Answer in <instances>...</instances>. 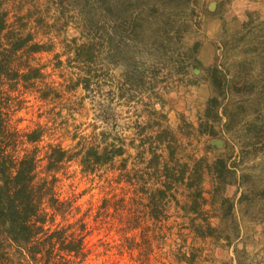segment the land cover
Returning a JSON list of instances; mask_svg holds the SVG:
<instances>
[{
	"label": "rangeland",
	"instance_id": "1",
	"mask_svg": "<svg viewBox=\"0 0 264 264\" xmlns=\"http://www.w3.org/2000/svg\"><path fill=\"white\" fill-rule=\"evenodd\" d=\"M10 1L11 21L14 2L23 15L37 8L47 16L41 26L33 16L23 20L24 36L52 49L28 60L64 94L61 103L47 102L18 85L10 91L11 126L20 134L46 128L41 146L71 148L76 132L106 129L95 116L111 104L127 145L114 166L86 173L72 164L59 173L58 192L70 206L56 223L86 224L82 264H264V0ZM83 37L106 42L93 72L84 68L89 92L76 86L83 67L68 48ZM139 123L150 133L163 125L164 156L173 152L183 167L162 212L146 206L157 193L155 168L143 177L130 147V127ZM196 216L203 224L209 218L213 237L195 234Z\"/></svg>",
	"mask_w": 264,
	"mask_h": 264
},
{
	"label": "trees",
	"instance_id": "2",
	"mask_svg": "<svg viewBox=\"0 0 264 264\" xmlns=\"http://www.w3.org/2000/svg\"><path fill=\"white\" fill-rule=\"evenodd\" d=\"M9 1L0 0V264H82L89 255L86 224L82 220L66 225L56 223L57 215L66 212L70 206V201L62 200L58 192L59 173L72 164L79 165L86 173L96 172L105 165L114 166L116 159H123L127 153V145L116 131L117 115L111 104H101L95 116L106 129L98 132L95 128L88 135L76 132L71 148L62 143L41 146L48 131L46 128L39 126L29 133L20 134L11 126L14 99L10 91H15L18 85L38 89L40 99L47 102L61 103L64 94L53 81H49L50 74L44 72L43 67H34L28 60L30 55L51 52L52 49L47 43L33 41L30 34L24 36L23 20L28 22L26 18L33 16V23L36 19L37 25L41 26L47 16L44 13L38 15L37 8L29 9L28 14L23 15L20 4L14 2L15 21H11L13 1ZM141 29L142 26L138 33ZM105 43L101 37H96L95 42L84 37L80 44L76 38L69 42L68 48L74 60L83 67L80 71L84 76L79 77L76 86L83 85L87 92L92 78L84 68L93 72L92 66H96L100 48ZM130 79L128 91L133 89L131 81L137 77ZM130 128L135 130L134 133L132 131L130 147L137 150L141 163L145 165L142 176H150L148 169L155 168L157 193L152 195L146 206L162 212L166 209L165 204L171 202V198L175 199L172 194L175 184L184 180L183 167L170 158L173 152H169L168 159L164 156L167 151L164 136L169 131L163 125L153 133L148 132L150 124L139 123ZM141 134L139 141L136 136ZM136 141L139 144H135ZM45 148L48 151L44 152ZM121 167L126 171V165ZM129 179L132 183V178ZM139 179L141 177L134 178L137 182ZM143 181L146 184V180ZM196 208H190L191 212ZM158 215L153 216L160 223ZM195 218L197 216L190 219L195 234L203 238L213 237L214 228L209 218L204 220V224L197 223ZM203 227L206 228L204 233Z\"/></svg>",
	"mask_w": 264,
	"mask_h": 264
}]
</instances>
